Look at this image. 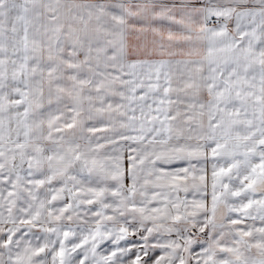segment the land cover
<instances>
[{"label":"snow or ice","instance_id":"1","mask_svg":"<svg viewBox=\"0 0 264 264\" xmlns=\"http://www.w3.org/2000/svg\"><path fill=\"white\" fill-rule=\"evenodd\" d=\"M0 264H264V0H0Z\"/></svg>","mask_w":264,"mask_h":264}]
</instances>
